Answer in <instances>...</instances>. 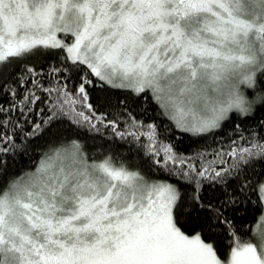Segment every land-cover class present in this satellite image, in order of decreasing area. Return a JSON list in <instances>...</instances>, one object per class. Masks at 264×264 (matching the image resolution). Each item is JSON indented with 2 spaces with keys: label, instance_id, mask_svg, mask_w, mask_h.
<instances>
[{
  "label": "snow or ice",
  "instance_id": "obj_1",
  "mask_svg": "<svg viewBox=\"0 0 264 264\" xmlns=\"http://www.w3.org/2000/svg\"><path fill=\"white\" fill-rule=\"evenodd\" d=\"M98 84L124 98L101 111ZM129 98L171 126L138 119ZM256 106L264 0H0V264H264V215L252 238L229 229L223 257L185 226L189 208L220 226L225 204L205 202V185L227 204L249 189L264 200V117L245 123ZM63 120L104 151L52 133L32 170L7 176L5 158ZM161 128L212 142L181 155Z\"/></svg>",
  "mask_w": 264,
  "mask_h": 264
},
{
  "label": "trees",
  "instance_id": "obj_2",
  "mask_svg": "<svg viewBox=\"0 0 264 264\" xmlns=\"http://www.w3.org/2000/svg\"><path fill=\"white\" fill-rule=\"evenodd\" d=\"M251 90H249L250 92ZM257 93H253L250 98H254ZM124 93L120 90H107L106 86L104 88L100 87L98 84L95 89L91 91L92 103L95 104L101 111L106 110L105 100L111 99L113 104H115L117 98L123 99ZM130 106L136 112H143V108L140 106V101H132L129 98ZM40 107H44L41 105ZM144 107L148 108L147 112H143V115H138V119H142L145 123L155 121L157 124H161L163 121V127H170L171 125L164 120V118L159 117L155 106L145 105ZM261 117H264V108L256 106L255 119H248L245 121L248 125H254L256 120H259ZM230 118L235 120L237 123L240 122V119L237 118L235 114H230ZM232 127L229 124L226 130ZM161 135L160 139H163L165 143H171L175 145V150L185 156H190L199 150L205 143H211V137L207 141L201 140L199 138L193 137L191 134H174L168 135V138L165 139V134L163 133V128L160 130ZM52 133L57 135H62L63 137H79L83 140L88 146L89 149L93 152H102L104 151L103 147H97L103 144L99 138L93 140L91 139V134L87 133L85 129H80L71 121L63 120L60 123L55 124L52 127L51 133L48 137L41 139L33 140L31 145L28 148V151L23 154H18L15 156L6 157L8 162L7 176H19L22 173L32 170L35 165L39 162L41 154L46 150V142H49L52 138ZM219 138V137H218ZM145 142L147 139L144 138ZM119 152L123 156L129 158L135 156L136 148L131 144H118ZM129 149H132L129 152ZM135 163L139 164V158L135 159ZM264 168L260 164H256V172L260 173ZM160 173H156V176H160ZM166 176L167 174H163ZM174 182V181H170ZM184 181L179 182V186H183ZM233 186L227 188L229 193L232 192ZM186 192H191L190 188H183ZM223 188L217 185H205L201 188V195L205 202H210L213 205H216L218 201L225 204L223 209V218L220 221V226L213 228V233L208 232V225H216L215 220L210 221V213H206L203 209L199 208H189L188 211L190 215L186 217L185 226L189 229L195 231H203L205 238L217 242V247L219 249V254L221 257L225 256L230 248L228 247V242L230 237L229 229H234L237 231L238 235H242L244 238H252V229L256 226L257 221L260 216L263 214V204L260 197L259 191H253L251 189L246 190L243 194L236 197L238 203L236 204H227V202L222 197Z\"/></svg>",
  "mask_w": 264,
  "mask_h": 264
},
{
  "label": "rangeland",
  "instance_id": "obj_3",
  "mask_svg": "<svg viewBox=\"0 0 264 264\" xmlns=\"http://www.w3.org/2000/svg\"><path fill=\"white\" fill-rule=\"evenodd\" d=\"M249 91V90H248ZM262 204H263V214L264 215V200H262ZM255 242V241H254Z\"/></svg>",
  "mask_w": 264,
  "mask_h": 264
}]
</instances>
